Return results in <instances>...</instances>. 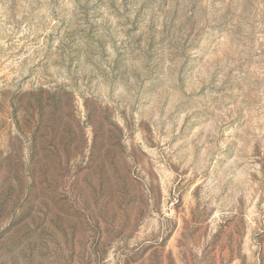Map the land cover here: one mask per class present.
<instances>
[{
  "label": "rangeland",
  "instance_id": "374dc122",
  "mask_svg": "<svg viewBox=\"0 0 264 264\" xmlns=\"http://www.w3.org/2000/svg\"><path fill=\"white\" fill-rule=\"evenodd\" d=\"M0 264H264V0H0Z\"/></svg>",
  "mask_w": 264,
  "mask_h": 264
}]
</instances>
